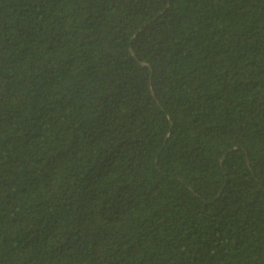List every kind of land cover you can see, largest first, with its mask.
<instances>
[{"label": "trees", "instance_id": "obj_1", "mask_svg": "<svg viewBox=\"0 0 264 264\" xmlns=\"http://www.w3.org/2000/svg\"><path fill=\"white\" fill-rule=\"evenodd\" d=\"M0 264H264V0H0Z\"/></svg>", "mask_w": 264, "mask_h": 264}, {"label": "water", "instance_id": "obj_2", "mask_svg": "<svg viewBox=\"0 0 264 264\" xmlns=\"http://www.w3.org/2000/svg\"><path fill=\"white\" fill-rule=\"evenodd\" d=\"M131 52L134 54V51L131 49Z\"/></svg>", "mask_w": 264, "mask_h": 264}]
</instances>
